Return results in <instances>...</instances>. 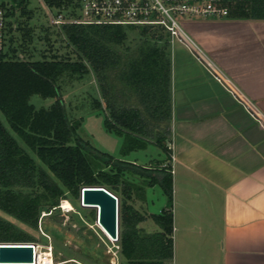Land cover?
Wrapping results in <instances>:
<instances>
[{"label":"trees","instance_id":"trees-1","mask_svg":"<svg viewBox=\"0 0 264 264\" xmlns=\"http://www.w3.org/2000/svg\"><path fill=\"white\" fill-rule=\"evenodd\" d=\"M46 2L54 13H63L74 5V0ZM227 5L229 18L264 19V0H243ZM64 14L77 16V11L73 9ZM60 28L89 65L62 60L10 59L18 49L7 48V35L0 55V212L11 216L10 219L0 216V242H34L33 237L22 232L11 219L38 228L41 212L52 213L67 193L79 200L82 187L107 185L106 189L119 198L118 239L129 264H170L174 260L172 210L152 213L159 231L141 234L137 225L144 218L127 204L130 190L125 192V197L118 196L115 192L117 175L95 169L99 158L112 160L111 157L80 137L62 97L65 75H83L92 70L109 109L107 126L122 128L126 132L125 144L130 145L128 139L144 133L149 119L170 122L172 80L168 34L155 27H140L139 33L145 38L123 56L119 47L128 39L127 29L137 26L64 23ZM113 71L126 88L135 91L141 110L116 105L111 82ZM35 95L52 98L54 103L37 109L32 101ZM118 169L126 170L124 166ZM160 170L164 174L157 182L172 199L171 174L165 168Z\"/></svg>","mask_w":264,"mask_h":264},{"label":"crops","instance_id":"crops-1","mask_svg":"<svg viewBox=\"0 0 264 264\" xmlns=\"http://www.w3.org/2000/svg\"><path fill=\"white\" fill-rule=\"evenodd\" d=\"M186 18L197 47L168 35L173 263L264 264V19Z\"/></svg>","mask_w":264,"mask_h":264},{"label":"rangeland","instance_id":"rangeland-1","mask_svg":"<svg viewBox=\"0 0 264 264\" xmlns=\"http://www.w3.org/2000/svg\"><path fill=\"white\" fill-rule=\"evenodd\" d=\"M20 1L0 0V6L6 10L8 17L7 48L10 51L13 48L18 49L16 54L12 53L10 59L62 60L83 62L89 65L68 41L60 25L52 24L51 16L47 14L40 0H24L23 4ZM74 5H76L75 1ZM74 5L67 9L68 13L70 10L77 9ZM139 28L127 29L128 39L124 46L119 47L123 56L126 52L133 51L138 43L145 38L140 35ZM156 28L160 31L163 30L160 27ZM163 31L167 33L165 30ZM111 82L113 98L118 107L141 110V104L135 91L126 88L114 71ZM62 83V97L66 110L71 122L78 127V134L97 151L112 159L99 158L95 169L103 170L109 175H117L118 182L115 192L118 196L125 197V192L130 190L131 199H127V204L131 205L144 218L137 225L141 234L148 235L159 231L160 228L151 213H158L164 207L173 210V199L165 194L158 183L163 176L161 174L163 170H160L164 169L162 164L168 159L169 135L166 123H158L149 119L144 126V133L136 134L135 137L128 139L130 141L128 147L125 144L126 132L120 127L111 129L107 126V122L110 121L109 109L94 71L89 70L83 75H65L62 78ZM32 101L37 109L49 107L54 103V99H45L39 95L33 96ZM1 118L7 124L3 115ZM130 146L135 149H128ZM118 166H124L126 170L122 172ZM141 167L148 168V170H142ZM66 195V198L60 200L59 205L52 213L41 212L38 228H31L18 220L11 219V221L22 232L33 237L35 243L51 244L54 248L55 260L59 263L67 259H75L81 264H129L128 259L121 252L120 239L115 241L108 238L97 226V210L83 206L80 198L74 200L68 193ZM67 201L73 206V210L63 207L64 202ZM0 216L6 219L11 217L4 212H0ZM174 236L175 231L173 240ZM192 248L194 249L192 250L193 256L200 259L206 245H202L201 249L197 246H192ZM194 264L197 263L194 262Z\"/></svg>","mask_w":264,"mask_h":264},{"label":"built area","instance_id":"built-area-1","mask_svg":"<svg viewBox=\"0 0 264 264\" xmlns=\"http://www.w3.org/2000/svg\"><path fill=\"white\" fill-rule=\"evenodd\" d=\"M74 1L77 7V16H67L64 13H54L47 4L46 0H40L47 11V14L51 16L50 20L52 24L55 25H62L64 23H79L99 25L116 24L125 26L132 25L137 27H160L168 33L172 43H174L175 41H180L191 50L192 46L197 47V45L184 28L182 17H227L229 14L227 3L243 0ZM7 23L8 17L6 10L2 6H0V55L5 49ZM218 79L221 80L220 77H218ZM241 103L246 106L244 101H241ZM257 120L259 123L264 125V116L257 117ZM96 224L100 228L97 221ZM46 236L49 237L48 235ZM31 245L34 246V261L31 264L35 263L37 253L38 257L42 254H45L46 257H49L51 264H68L71 262L81 264L75 259H67L61 263L57 262L55 260L54 248L51 244L41 245L39 243L33 242Z\"/></svg>","mask_w":264,"mask_h":264},{"label":"water","instance_id":"water-1","mask_svg":"<svg viewBox=\"0 0 264 264\" xmlns=\"http://www.w3.org/2000/svg\"><path fill=\"white\" fill-rule=\"evenodd\" d=\"M102 185L81 188L80 201L85 207L97 209L98 220L114 239L120 234L119 198ZM34 246L28 243H0V264H31Z\"/></svg>","mask_w":264,"mask_h":264},{"label":"bare ground","instance_id":"bare-ground-1","mask_svg":"<svg viewBox=\"0 0 264 264\" xmlns=\"http://www.w3.org/2000/svg\"><path fill=\"white\" fill-rule=\"evenodd\" d=\"M65 209H72L73 208V206L70 204V202H64V206H63ZM73 210V209H72ZM97 220H98V214H97ZM99 224V223H98ZM99 226H100V228H101V230L103 231V233L106 235V236H108V237H110L112 240H115L116 241V239H114L111 235H110V233L106 230V228L104 227V226H102V225H100L99 224ZM29 244V243H28ZM48 255V254H47ZM39 261H40V264H51V261H50V259H49V257H46L45 256V254H42V255H39V257H38V253L36 254V259H35V263L34 264H39Z\"/></svg>","mask_w":264,"mask_h":264},{"label":"clouds","instance_id":"clouds-1","mask_svg":"<svg viewBox=\"0 0 264 264\" xmlns=\"http://www.w3.org/2000/svg\"><path fill=\"white\" fill-rule=\"evenodd\" d=\"M105 188V187H104ZM106 189V188H105ZM108 190V189H107ZM109 191V190H108ZM110 192V191H109ZM110 193H112V192H110ZM113 194V193H112ZM115 195V194H114ZM116 196V195H115ZM97 219V218H96ZM118 240V239H117Z\"/></svg>","mask_w":264,"mask_h":264},{"label":"flooded vegetation","instance_id":"flooded-vegetation-1","mask_svg":"<svg viewBox=\"0 0 264 264\" xmlns=\"http://www.w3.org/2000/svg\"><path fill=\"white\" fill-rule=\"evenodd\" d=\"M97 210V209H96Z\"/></svg>","mask_w":264,"mask_h":264}]
</instances>
